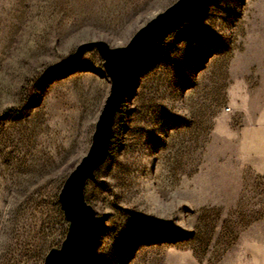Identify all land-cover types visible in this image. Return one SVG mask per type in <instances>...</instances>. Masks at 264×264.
<instances>
[{
    "label": "rangeland",
    "instance_id": "374dc122",
    "mask_svg": "<svg viewBox=\"0 0 264 264\" xmlns=\"http://www.w3.org/2000/svg\"><path fill=\"white\" fill-rule=\"evenodd\" d=\"M176 0H0V264L66 237L64 181L110 90L97 49ZM264 0H206L140 68L85 187L101 224L77 264H264Z\"/></svg>",
    "mask_w": 264,
    "mask_h": 264
},
{
    "label": "water",
    "instance_id": "95a60500",
    "mask_svg": "<svg viewBox=\"0 0 264 264\" xmlns=\"http://www.w3.org/2000/svg\"><path fill=\"white\" fill-rule=\"evenodd\" d=\"M205 1L176 0L142 25L124 46L112 47L105 40H89L77 46L74 59L87 50L97 49L110 78V90L88 152L70 172L59 193V202L69 223L66 237L59 247L49 250L43 264H77L85 258L93 234L101 224L97 210L86 199L85 187L89 180L96 179V170L109 155L114 120L129 93L134 73L153 45L180 26Z\"/></svg>",
    "mask_w": 264,
    "mask_h": 264
},
{
    "label": "trees",
    "instance_id": "16d2710c",
    "mask_svg": "<svg viewBox=\"0 0 264 264\" xmlns=\"http://www.w3.org/2000/svg\"><path fill=\"white\" fill-rule=\"evenodd\" d=\"M205 3H206V1L203 2V3H201V4L199 5V7H197V8L195 9V11L192 13V15H190L186 20H189L190 18H192L193 15L197 12V10H198L199 8L203 7V6L205 5ZM186 20H185V21H186ZM180 26H181V25H180ZM180 26H178L177 28H179ZM177 28H175L174 30H176ZM174 30H173V31H174ZM173 31H172V32H173ZM169 34H170V33H169ZM169 34H168V35H169ZM168 35H167V36H168ZM144 63H145V61H143L142 63H140L139 66L137 67V69H136V71H135V73H134V77H133L132 83H131V85H130V87H129V91L133 88V86H134V84H135V82H136V77H137V75H138V73H139V70H140V68L143 66ZM127 100H128V95L126 96V98H125V100H124V102H123V105H124V103H125ZM123 105H122V107H123ZM113 136H114V131H113L112 138H113ZM111 147H112V139H111L110 149H111Z\"/></svg>",
    "mask_w": 264,
    "mask_h": 264
},
{
    "label": "crops",
    "instance_id": "0c3cea01",
    "mask_svg": "<svg viewBox=\"0 0 264 264\" xmlns=\"http://www.w3.org/2000/svg\"><path fill=\"white\" fill-rule=\"evenodd\" d=\"M263 95H264V81H263ZM261 158H262V173L264 174V101H263V123H262V143H261Z\"/></svg>",
    "mask_w": 264,
    "mask_h": 264
}]
</instances>
